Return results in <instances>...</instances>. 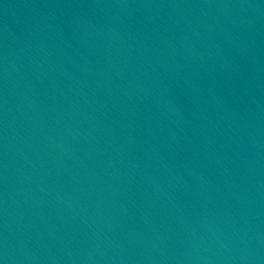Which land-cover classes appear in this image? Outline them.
<instances>
[{"label":"water","instance_id":"95a60500","mask_svg":"<svg viewBox=\"0 0 264 264\" xmlns=\"http://www.w3.org/2000/svg\"><path fill=\"white\" fill-rule=\"evenodd\" d=\"M0 264H264V0H0Z\"/></svg>","mask_w":264,"mask_h":264}]
</instances>
